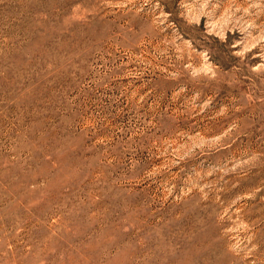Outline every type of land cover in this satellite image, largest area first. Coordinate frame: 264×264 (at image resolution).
I'll use <instances>...</instances> for the list:
<instances>
[{
    "label": "rangeland",
    "instance_id": "374dc122",
    "mask_svg": "<svg viewBox=\"0 0 264 264\" xmlns=\"http://www.w3.org/2000/svg\"><path fill=\"white\" fill-rule=\"evenodd\" d=\"M0 264H264V0H0Z\"/></svg>",
    "mask_w": 264,
    "mask_h": 264
}]
</instances>
